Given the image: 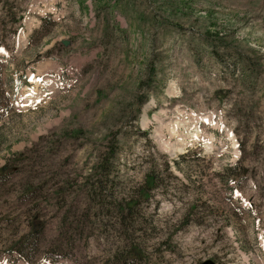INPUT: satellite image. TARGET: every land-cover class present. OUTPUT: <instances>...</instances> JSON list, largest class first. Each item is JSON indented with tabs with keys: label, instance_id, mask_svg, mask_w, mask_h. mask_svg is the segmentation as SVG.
Wrapping results in <instances>:
<instances>
[{
	"label": "rangeland",
	"instance_id": "obj_1",
	"mask_svg": "<svg viewBox=\"0 0 264 264\" xmlns=\"http://www.w3.org/2000/svg\"><path fill=\"white\" fill-rule=\"evenodd\" d=\"M1 20L0 264L132 244L264 264V0H0Z\"/></svg>",
	"mask_w": 264,
	"mask_h": 264
},
{
	"label": "trees",
	"instance_id": "obj_2",
	"mask_svg": "<svg viewBox=\"0 0 264 264\" xmlns=\"http://www.w3.org/2000/svg\"><path fill=\"white\" fill-rule=\"evenodd\" d=\"M13 13L8 12V15L6 14L5 17L9 18L10 20H14L13 18H15ZM12 16V17H11ZM11 18V19H10ZM19 19V17L17 18ZM0 22H3V25L0 26V47L3 46L4 44V37H5V32L11 29H7L6 25L4 24V21L1 20ZM13 33V31H12ZM15 33V32H14ZM1 56H0V100L1 97L5 95V81L3 78V71H4V64L1 61ZM3 93V94H2ZM114 151H112L110 153V155L108 157H105V155L100 158L98 164L96 165L97 167L99 166L100 170L101 169H105L107 162L109 161L110 158L114 157ZM3 169V167H0V170ZM5 176V173L2 172L0 173V179L3 178ZM144 186H142L139 190H138V194L140 198L142 199H147L150 196V192L151 190H153L156 186H157V182H156V176L154 173H146L145 178H144ZM100 192V194L103 195V191L98 190ZM91 194L96 195V191L91 190ZM131 197H129V199H125L124 201L122 199L120 200H114V204H116V209H115V213L117 215V219L121 220L125 214L128 211H131L134 206L136 205V199L133 198L134 195H130ZM115 258L117 259V261L120 264H127V262L131 263H145V255H144V251H142L138 246H136L135 244H132L130 246H128L124 251L122 252H117L115 253Z\"/></svg>",
	"mask_w": 264,
	"mask_h": 264
},
{
	"label": "water",
	"instance_id": "obj_3",
	"mask_svg": "<svg viewBox=\"0 0 264 264\" xmlns=\"http://www.w3.org/2000/svg\"><path fill=\"white\" fill-rule=\"evenodd\" d=\"M200 264H216L212 259L203 260Z\"/></svg>",
	"mask_w": 264,
	"mask_h": 264
}]
</instances>
